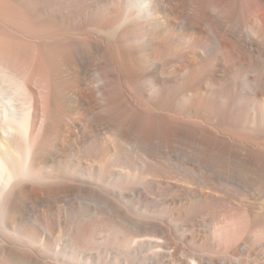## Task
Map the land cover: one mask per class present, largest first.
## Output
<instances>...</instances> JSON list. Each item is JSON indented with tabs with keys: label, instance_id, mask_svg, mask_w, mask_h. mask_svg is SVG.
Segmentation results:
<instances>
[{
	"label": "bare ground",
	"instance_id": "6f19581e",
	"mask_svg": "<svg viewBox=\"0 0 264 264\" xmlns=\"http://www.w3.org/2000/svg\"><path fill=\"white\" fill-rule=\"evenodd\" d=\"M0 264H264V0H0Z\"/></svg>",
	"mask_w": 264,
	"mask_h": 264
},
{
	"label": "rangeland",
	"instance_id": "374dc122",
	"mask_svg": "<svg viewBox=\"0 0 264 264\" xmlns=\"http://www.w3.org/2000/svg\"><path fill=\"white\" fill-rule=\"evenodd\" d=\"M142 153L143 152L141 150H136V151L133 150L132 152L123 153L120 156V158L122 161L124 158L130 159L132 161L133 169L135 168L138 173H141L144 171H151L154 173H158L164 169L163 164L159 165L154 160L145 158L144 156H142L143 155ZM173 170L175 171V174L177 176L181 175V173H179V171L176 168H173ZM166 193L167 192H163V195H165ZM210 210L214 211L215 209L212 208ZM158 238H159V235H158Z\"/></svg>",
	"mask_w": 264,
	"mask_h": 264
}]
</instances>
